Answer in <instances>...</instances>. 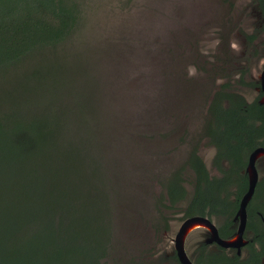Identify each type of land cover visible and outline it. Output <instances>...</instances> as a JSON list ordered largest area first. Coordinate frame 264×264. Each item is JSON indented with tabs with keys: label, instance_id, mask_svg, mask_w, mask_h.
<instances>
[{
	"label": "trees",
	"instance_id": "obj_1",
	"mask_svg": "<svg viewBox=\"0 0 264 264\" xmlns=\"http://www.w3.org/2000/svg\"><path fill=\"white\" fill-rule=\"evenodd\" d=\"M82 19L79 0H0V264H108L113 244L126 245L113 236L116 183L109 174L127 171L117 157L123 161L145 136L132 139L112 126L124 132L128 121L138 130L149 122L157 129L161 82L147 80L146 94L112 101L109 72L99 62L95 75L91 57L78 52ZM127 38L124 60L139 52ZM105 44L109 49V40ZM113 45L112 69H121L125 48ZM227 88L213 94L202 133L216 146V161L227 159L238 169L261 137L264 107ZM108 145L114 158L107 174L101 159ZM187 164L196 174L185 206L190 215L207 203L208 172L195 148ZM234 176L244 191L241 175ZM182 181L179 170L167 180L172 207L186 197Z\"/></svg>",
	"mask_w": 264,
	"mask_h": 264
},
{
	"label": "rangeland",
	"instance_id": "obj_2",
	"mask_svg": "<svg viewBox=\"0 0 264 264\" xmlns=\"http://www.w3.org/2000/svg\"><path fill=\"white\" fill-rule=\"evenodd\" d=\"M79 1L83 19L78 52L82 57H91L95 75L99 62L109 72L107 78L110 76L113 81L112 101L137 97L136 93L141 91V95L146 94L147 80L161 82V103L155 117L157 129L153 131L154 124L149 122L138 130L128 121L123 128L130 127L133 131L124 132L119 130L120 124L112 126L114 132L128 133L132 139H136V134L140 138L145 136L146 141L136 139L138 143H132L135 145L127 151L129 155L120 152L123 161L118 157L117 160L128 166L125 173L118 174L116 170L109 174L116 183L112 189L113 236L126 241V245L113 244L117 250L106 260L108 264H179L172 258V240L186 216L185 205L192 197L195 183L187 157L192 147L198 148L213 173V148L202 136V127L211 98L221 84H228L248 101L256 97V91L241 82H253L251 70H255L257 60L251 55L252 47L264 55V30L254 44L244 37L261 29L259 11L254 0ZM127 36L131 44L139 47V52L124 60ZM138 37L147 43H137ZM107 40L109 49L104 46ZM113 43L125 48L119 50L126 65L121 69H112ZM102 47L107 51L105 55ZM99 78L102 81L100 74ZM107 148L109 153L101 162L108 174L114 157L111 146ZM259 167L263 172L264 160ZM175 170L183 174L187 194L183 202L172 207L166 198V183ZM202 214L207 215V211ZM200 215L196 212L192 217ZM204 236L203 230L190 234L186 243L188 255H196Z\"/></svg>",
	"mask_w": 264,
	"mask_h": 264
},
{
	"label": "flooded vegetation",
	"instance_id": "obj_3",
	"mask_svg": "<svg viewBox=\"0 0 264 264\" xmlns=\"http://www.w3.org/2000/svg\"><path fill=\"white\" fill-rule=\"evenodd\" d=\"M254 1L260 15L261 29L244 35L245 40L250 44H254L255 40L260 37L264 30V0ZM252 51L251 55L255 56L257 60L255 70H251L253 82L241 83L248 85V87L256 91V97L248 101L245 96L233 90L228 84L227 90L243 97L248 104L255 103L258 107H264V55L258 53L256 48L253 47ZM238 79V81H241V78ZM259 124L260 122L258 121L257 125ZM204 138L207 139V142L213 148V156L211 158L213 173L207 168L203 158L198 152V148L192 147L191 149H196L197 154L203 160L208 172V185L205 189L207 203L205 207L199 211L201 214L200 216L192 217L196 212L190 215L185 213L186 216L179 224L172 240L174 246L172 258L179 264H182L178 258L175 247L176 235L181 225L185 221L192 219V222H189V228L187 227L186 232L179 241L180 247L190 263L264 264V171H259V164L264 160V123L262 125L261 137L258 136L255 147L246 153L243 159L245 163L238 169L236 165L231 166L227 159L223 158L217 162L216 146L210 142L208 137ZM189 168L194 174V193L196 174L190 166ZM236 173L240 174L242 177L240 181H242L245 186L244 191L242 187L239 188L238 186V178L234 176ZM182 179V184L184 186L183 174ZM211 180H215L213 187ZM251 186H253V191L245 200V218L243 225H241L239 215L240 204ZM183 200H181V202H183ZM181 202L175 204L174 207ZM204 210L207 211V215L202 214ZM197 230H203L205 236L197 246L196 255H188L186 243L190 234Z\"/></svg>",
	"mask_w": 264,
	"mask_h": 264
},
{
	"label": "water",
	"instance_id": "obj_4",
	"mask_svg": "<svg viewBox=\"0 0 264 264\" xmlns=\"http://www.w3.org/2000/svg\"><path fill=\"white\" fill-rule=\"evenodd\" d=\"M253 191V186H251L249 188V190L247 191L246 195L243 197L241 204H240V210H239V215H240V219H241V225H243L244 223V218H245V200L248 197V195ZM189 222H192V219H189L187 221H185L182 225L181 228L179 230V232L176 235V243H175V247L177 250V255L178 258L180 260V262L182 264H192L188 261V259L186 258L184 251L181 249L180 247V239L183 236V234L186 232L187 227L189 228Z\"/></svg>",
	"mask_w": 264,
	"mask_h": 264
},
{
	"label": "clouds",
	"instance_id": "obj_5",
	"mask_svg": "<svg viewBox=\"0 0 264 264\" xmlns=\"http://www.w3.org/2000/svg\"><path fill=\"white\" fill-rule=\"evenodd\" d=\"M189 71H190V73H191V72L193 71V69H190Z\"/></svg>",
	"mask_w": 264,
	"mask_h": 264
},
{
	"label": "bare ground",
	"instance_id": "obj_6",
	"mask_svg": "<svg viewBox=\"0 0 264 264\" xmlns=\"http://www.w3.org/2000/svg\"><path fill=\"white\" fill-rule=\"evenodd\" d=\"M195 226V225H194ZM192 228V227H191Z\"/></svg>",
	"mask_w": 264,
	"mask_h": 264
}]
</instances>
